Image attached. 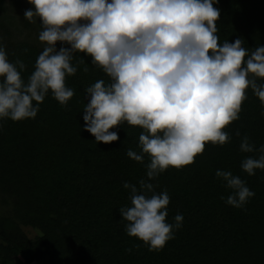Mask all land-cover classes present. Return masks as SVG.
I'll return each mask as SVG.
<instances>
[{"label":"trees","instance_id":"16d2710c","mask_svg":"<svg viewBox=\"0 0 264 264\" xmlns=\"http://www.w3.org/2000/svg\"><path fill=\"white\" fill-rule=\"evenodd\" d=\"M215 7L220 43L241 38L249 51L264 45V0H218ZM9 9L0 0V44L10 62L25 63L27 81L44 45L19 34L31 28L38 34L41 25L24 21L18 33ZM80 59L76 75L66 78L75 93L67 108L49 92L34 119L0 120V264H264V170L249 176L241 168L244 159L259 156L241 152V138L264 145V105L251 89L239 119L225 129L229 143H208L193 164L170 167L153 181L157 192L170 196L167 221L183 216L175 238L154 252L126 234L118 211L130 204L123 184L146 177L145 166L126 155L128 148L141 151L142 129L126 123L112 129L119 140L110 144L96 143L84 130V89L108 78L85 54L77 53L73 65ZM218 169L239 176L255 193L245 209L225 202L231 190L216 177ZM23 226L40 234L29 237Z\"/></svg>","mask_w":264,"mask_h":264},{"label":"clouds","instance_id":"9594fccd","mask_svg":"<svg viewBox=\"0 0 264 264\" xmlns=\"http://www.w3.org/2000/svg\"><path fill=\"white\" fill-rule=\"evenodd\" d=\"M28 3L33 8L25 10L24 18L40 22L38 41L44 47L25 81V63L10 62L0 44V120L34 119L49 92L67 108L75 93L66 86V78L75 76L84 63L80 59L74 66L73 59L77 53L90 57L91 65L108 79L84 89V130L96 143L110 144L119 140L112 129L125 123L142 129L141 151L128 148L126 155L145 166L146 177L138 184H123L130 204L118 211L129 237L149 251H162L182 227L183 216L177 214L174 223L167 221L170 196L167 190L157 192L153 181L170 167L179 170L193 164L206 144L229 143L225 129L239 119L247 90L264 105V83L258 82L264 81V45L249 51L241 38L220 43L218 0ZM240 151L259 153L258 158L249 156L241 162L247 175L264 170V145L257 148L244 135ZM215 175L231 190L225 202L245 209L255 196L246 181L231 171L218 169Z\"/></svg>","mask_w":264,"mask_h":264},{"label":"rangeland","instance_id":"374dc122","mask_svg":"<svg viewBox=\"0 0 264 264\" xmlns=\"http://www.w3.org/2000/svg\"><path fill=\"white\" fill-rule=\"evenodd\" d=\"M12 0H6V4L8 5V7H10L9 12L10 14L13 16V20L16 22V24L19 26V32L20 33V28L22 27V24L25 20L24 18V12L27 9L33 8V6L31 4L28 3V0H21L22 4L21 5H17V4H13L11 2ZM28 22V21H27ZM31 33V35H30ZM27 36L32 40H36L38 39V34H36V30H34L33 28H31L30 31H28L27 29H25L24 31H21V33L19 34V36ZM37 41V40H36ZM23 231L29 236V237H34L35 235L40 234V231L37 229H33L31 227H25L23 226ZM31 264H48L47 260H41V261H35Z\"/></svg>","mask_w":264,"mask_h":264},{"label":"flooded vegetation","instance_id":"af4514ba","mask_svg":"<svg viewBox=\"0 0 264 264\" xmlns=\"http://www.w3.org/2000/svg\"><path fill=\"white\" fill-rule=\"evenodd\" d=\"M4 3H6V0H3Z\"/></svg>","mask_w":264,"mask_h":264}]
</instances>
